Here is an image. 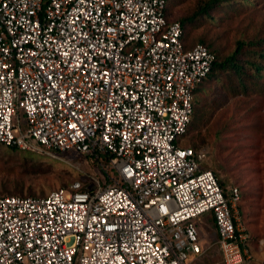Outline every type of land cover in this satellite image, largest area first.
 Wrapping results in <instances>:
<instances>
[{"label":"built area","instance_id":"obj_1","mask_svg":"<svg viewBox=\"0 0 264 264\" xmlns=\"http://www.w3.org/2000/svg\"><path fill=\"white\" fill-rule=\"evenodd\" d=\"M168 1L0 0V147L73 150L100 175L63 160L83 182L0 195V264H197L205 214L222 264H243L239 189L180 145L215 57Z\"/></svg>","mask_w":264,"mask_h":264},{"label":"rangeland","instance_id":"obj_2","mask_svg":"<svg viewBox=\"0 0 264 264\" xmlns=\"http://www.w3.org/2000/svg\"><path fill=\"white\" fill-rule=\"evenodd\" d=\"M197 0H169L172 19L193 12ZM185 43L192 47L203 40L221 58L235 48L237 41H258L264 52V0L224 4L211 17L198 18L185 30ZM258 57V56H256ZM257 59V58H256ZM258 60V59H257ZM264 66V58L259 59ZM260 73L249 70L246 89L237 78L221 73L206 80L195 94L194 127H189L180 145L202 150L203 166L211 170L228 190L240 191L239 212L250 239V253L264 251V67ZM71 164L91 176H100L88 158L70 150L50 158L30 151L0 147V195L44 197L74 180L83 182ZM22 191V192H18ZM201 225V245L207 250L197 264H221L216 232L208 214Z\"/></svg>","mask_w":264,"mask_h":264},{"label":"trees","instance_id":"obj_3","mask_svg":"<svg viewBox=\"0 0 264 264\" xmlns=\"http://www.w3.org/2000/svg\"><path fill=\"white\" fill-rule=\"evenodd\" d=\"M236 1L238 0H197L195 2L193 12L188 15L183 16L179 20L172 19V15L169 12V1H168V5L166 9V20L168 22L178 21L181 24L182 30H183V41L185 43V35H186L185 30L188 25H191L192 23H194L196 20H198V18H203L206 16L211 17L212 12H214L218 7L220 6L222 7L224 4H226L227 6H231L232 4L236 3ZM239 1H241L242 3H248L251 0H239ZM199 43L205 45L209 49V51L214 54L215 60L213 62L211 71L207 75L206 79L194 91V99L192 103L193 104V115L195 113V105H196L195 94L197 93L201 85L206 80H217L221 73H225V74H229L230 76H235L239 84L241 85V88L246 89V79L249 76V73H250L249 70L255 69L257 73H260L261 69H263L262 67H264L263 65H261V63H259L260 61H258L259 59L264 58V52L261 50H257L255 48L258 45V41H255V40L237 41L235 44L234 50L231 52V54H229L225 58H221L219 56V53L215 49L212 48L211 44H206L203 40H200ZM193 115H192V118H193ZM192 118L188 126V129L190 126L194 127L192 123ZM188 129H187V132H188ZM92 165L95 166V163H92ZM213 175L215 176L218 182V185L222 189L223 194L227 197L228 190L224 188V184L217 177V175L215 173H213ZM83 189L84 190L86 189L85 185L83 186ZM18 192H22V191H18ZM19 197H35V196H19ZM238 209H239V205H238ZM211 219L213 222L212 216H211Z\"/></svg>","mask_w":264,"mask_h":264},{"label":"crops","instance_id":"obj_4","mask_svg":"<svg viewBox=\"0 0 264 264\" xmlns=\"http://www.w3.org/2000/svg\"><path fill=\"white\" fill-rule=\"evenodd\" d=\"M207 218L208 217H206L204 219L201 218V220L197 223V228H198V232H199V241H200V237H201V231H200L201 225L207 220ZM246 233H247V231H246ZM216 238H217V236H216ZM247 238H248V235H247ZM249 240L250 239H247V250H248V253H247V256L244 259L243 264H264V251H262L260 253H250L249 252V250H250V244H249L250 241ZM261 242L264 244V236L261 237ZM215 243H216V241H215ZM200 244H201V241H200ZM221 264H222V260H221Z\"/></svg>","mask_w":264,"mask_h":264}]
</instances>
